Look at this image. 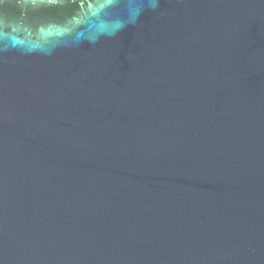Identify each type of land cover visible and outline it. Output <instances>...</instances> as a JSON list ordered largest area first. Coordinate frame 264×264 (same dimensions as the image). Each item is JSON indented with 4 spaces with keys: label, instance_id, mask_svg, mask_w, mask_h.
Segmentation results:
<instances>
[{
    "label": "water",
    "instance_id": "1",
    "mask_svg": "<svg viewBox=\"0 0 264 264\" xmlns=\"http://www.w3.org/2000/svg\"><path fill=\"white\" fill-rule=\"evenodd\" d=\"M0 264H264V0H0Z\"/></svg>",
    "mask_w": 264,
    "mask_h": 264
}]
</instances>
